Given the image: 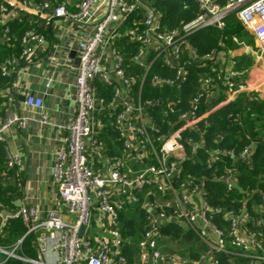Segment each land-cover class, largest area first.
<instances>
[{"label":"built area","instance_id":"2783aa9c","mask_svg":"<svg viewBox=\"0 0 264 264\" xmlns=\"http://www.w3.org/2000/svg\"><path fill=\"white\" fill-rule=\"evenodd\" d=\"M194 1L192 18L172 28L163 24L150 0H80L73 11L64 1L0 3V40L9 39L6 22L21 18L28 8L92 26L76 42V111L53 161L57 208L41 214L34 206L20 205L2 213L0 204V236L12 219H20L25 228L15 241L0 244V264L9 259L28 264H127L118 216L127 203H138L144 212L133 264H264V214H250L246 199L251 193L241 198L237 209L213 206L206 198L210 180L223 184L227 192L235 188L237 160L249 161L264 133L258 132L237 153L205 146L206 117L233 100L232 87L241 72L225 63V53L198 54L188 40L192 32L222 28L234 16L264 56V0ZM44 42L43 33L27 29L20 38V53L0 64L2 74L13 76L18 65L32 62ZM159 68L168 73L159 74ZM191 68H208V73L198 76L194 93L183 99L180 94ZM96 83L111 88L109 101L98 95ZM220 92L223 98L215 101ZM6 99L13 103L16 98L9 92ZM23 103L42 124L50 123L41 97L25 95ZM105 112L113 117L111 124L121 140L119 154H109L98 138ZM29 118L12 109L0 110V136L11 126L23 128ZM223 136L218 134L216 142ZM200 149L204 168L213 169L211 176L183 172L185 162L195 163ZM22 164L19 153L5 148V165L17 185ZM257 207L264 213V195ZM99 216L101 225L95 222ZM169 225L180 227L183 236L169 239ZM27 236L33 238L34 256L22 249ZM192 241L202 248L194 257L184 251ZM53 253L59 258H50ZM218 253L225 255L226 263ZM234 257L245 261L233 262Z\"/></svg>","mask_w":264,"mask_h":264},{"label":"trees","instance_id":"16d2710c","mask_svg":"<svg viewBox=\"0 0 264 264\" xmlns=\"http://www.w3.org/2000/svg\"><path fill=\"white\" fill-rule=\"evenodd\" d=\"M44 1V0H42ZM151 3L160 11L162 22L168 28L178 25L181 21H187L194 15L196 11V3L194 0H150ZM3 0H0V3ZM183 4H187L183 8ZM8 27L7 40H0V64L10 56H16L21 51L20 38L22 34L30 28H33L39 33L47 32L45 22L39 17L29 15L27 17L13 18L6 22ZM236 34L242 39V27L236 17L231 16L226 20V24L222 28L205 27L192 32L188 40L195 47L198 54H204L211 50L219 51L223 47L236 48V43L232 41V35ZM252 43V38L249 39ZM121 50L126 52L122 46ZM133 50V49H132ZM134 51V50H133ZM253 64V58L248 55L236 57L235 67L241 70H248ZM22 65V64H20ZM18 65L17 67H19ZM134 68V67H133ZM161 75H165L168 71L158 69ZM208 73V68H191L190 77L182 87L180 96L183 99H188L195 91L196 79L199 75ZM12 76L2 74L0 66V88L7 87L11 82ZM236 84L233 85V87ZM146 85V89H147ZM98 95L103 97L104 101H109L111 97V88L103 84L96 83ZM153 90V94L157 93ZM204 107V106H203ZM112 116L109 112H105L102 117L101 132L98 138L103 142L109 154H119L122 148L121 140L118 137L116 129L111 124ZM207 126L204 134V142L206 147H223L231 148L236 153L248 141L256 136L258 132L264 133V98L260 97L255 92L241 91L235 95V98L215 108L206 117ZM223 133L221 140L216 142V136ZM203 149H200L195 163L189 159L185 162L183 172L192 173L194 175H213V169L204 168ZM237 172L235 174L237 183L232 191H226L223 184L212 180L206 182V198L213 206L224 208L237 209L240 206L241 198L246 193H251V197L247 200V208L253 217H258L264 214L259 207L254 208V204L261 206V197L264 195V141H259L254 148V152L249 161L239 159L236 162ZM218 170H222L221 165H218ZM219 173V172H217ZM16 180L13 177L12 171L5 165V147L0 143V204L10 205V195L15 191ZM119 226L124 238L122 251L127 259V264H133L136 258L137 242L140 238V233L144 224V212L140 209L138 203H127L125 207L119 211ZM170 238L179 239L183 234L180 232V227L169 225ZM24 226L20 219H12L9 221L3 234L0 236V244L8 245L15 241L24 233ZM189 236L188 234H186ZM186 241H190V237H185ZM33 238L27 236L23 239L22 249L29 255L34 256L35 250L32 246ZM198 242H191L186 252L194 257L198 249L202 248ZM197 249V250H196ZM227 249L233 250L227 244ZM218 259L222 263H226L225 255L218 253ZM233 262H244V258L234 257ZM3 264H28L18 260L9 259ZM136 264V263H135Z\"/></svg>","mask_w":264,"mask_h":264},{"label":"crops","instance_id":"0c3cea01","mask_svg":"<svg viewBox=\"0 0 264 264\" xmlns=\"http://www.w3.org/2000/svg\"><path fill=\"white\" fill-rule=\"evenodd\" d=\"M44 1L54 5L64 1L66 8L73 11L75 4L80 0ZM21 13V17L33 15L43 19L47 32L43 33L45 42L37 50L32 62L20 65L13 74L10 84L0 88L2 113L12 109L19 114L31 117L23 128L11 126L0 136V143L6 149L19 153L23 158L20 185L15 183L17 188L10 195V205L1 203L2 213H8L20 205H29L38 208L41 214H45L57 208L53 185V161L57 147L67 134L66 126L76 111L74 86L78 64L76 42L84 38L92 26L78 25L61 17H48V11L38 13L34 8H28ZM242 32L244 33L241 36L242 39L236 34L231 37L236 43V48L223 47L216 51L220 55L225 53L223 60L225 63L233 64L236 71H239L235 67L237 56L248 55L254 59L256 52L257 55H262L254 36L243 28ZM250 38L252 43L248 42ZM109 56L110 54L106 52L108 61ZM253 64L248 70H241V74L236 77L237 83L232 87V91H235L233 99L241 91L255 92L264 98V73L260 77L249 74ZM239 84H242V88L238 86ZM221 89L225 90L226 87ZM9 92L16 98L13 103H9L6 99V94ZM29 94L43 99L44 110L50 120L49 124H42L34 118L33 109L25 106L23 100L19 99L20 96ZM217 98H223L221 92L218 93L215 101L219 100ZM102 219V216H99L95 222L101 225ZM51 257L56 260L59 254L53 253Z\"/></svg>","mask_w":264,"mask_h":264},{"label":"rangeland","instance_id":"374dc122","mask_svg":"<svg viewBox=\"0 0 264 264\" xmlns=\"http://www.w3.org/2000/svg\"><path fill=\"white\" fill-rule=\"evenodd\" d=\"M260 53H261V51H260ZM253 61H254V64H253L252 68L250 69V73L249 72L248 73L252 74V75H255V76L257 75V77L262 76L263 73H264L263 72L264 71V56H263V54L262 55H260V54L257 55V52H256V57L253 59Z\"/></svg>","mask_w":264,"mask_h":264},{"label":"water","instance_id":"95a60500","mask_svg":"<svg viewBox=\"0 0 264 264\" xmlns=\"http://www.w3.org/2000/svg\"><path fill=\"white\" fill-rule=\"evenodd\" d=\"M48 29L50 30V27H48ZM77 61H78V60H77ZM19 99H20V100H23V99H24V96H20ZM82 231H83V226H80L79 231H78V235H79V236L82 234Z\"/></svg>","mask_w":264,"mask_h":264}]
</instances>
